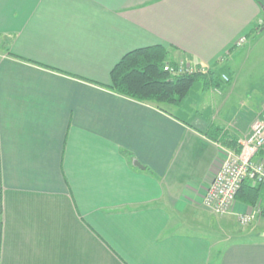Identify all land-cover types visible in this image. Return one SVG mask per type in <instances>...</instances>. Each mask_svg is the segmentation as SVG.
Masks as SVG:
<instances>
[{
    "label": "crops",
    "instance_id": "1",
    "mask_svg": "<svg viewBox=\"0 0 264 264\" xmlns=\"http://www.w3.org/2000/svg\"><path fill=\"white\" fill-rule=\"evenodd\" d=\"M263 10L264 0H0V264H264V218L237 219L264 205V184L223 215L202 202L229 152L221 142L250 133L255 97L216 103L243 63L264 61V23L253 32ZM153 45L188 68L218 63L230 90L197 88L167 111L107 87L124 54ZM252 160L264 163V147Z\"/></svg>",
    "mask_w": 264,
    "mask_h": 264
},
{
    "label": "trees",
    "instance_id": "2",
    "mask_svg": "<svg viewBox=\"0 0 264 264\" xmlns=\"http://www.w3.org/2000/svg\"><path fill=\"white\" fill-rule=\"evenodd\" d=\"M258 28L255 26L253 32ZM221 75L218 63L204 69L199 65L188 68L172 61L168 48L153 45L124 54L111 69L110 84L107 87L118 95L138 102L151 103L158 107L164 103L181 106L195 94L197 88H220L223 81ZM221 145L231 149L233 153L241 150L236 138L226 137ZM257 184L262 183L244 179L236 198L254 204L256 196L251 191L256 189Z\"/></svg>",
    "mask_w": 264,
    "mask_h": 264
},
{
    "label": "built area",
    "instance_id": "3",
    "mask_svg": "<svg viewBox=\"0 0 264 264\" xmlns=\"http://www.w3.org/2000/svg\"><path fill=\"white\" fill-rule=\"evenodd\" d=\"M245 40V36H242L237 44L241 45ZM222 79L228 80L225 75H222ZM238 143L241 145L240 152L229 151L210 180L203 196V205L218 215L230 212L231 205L244 179L264 184V163L252 160V156L264 147V120H256L251 126L250 133L240 138ZM258 218H264V205L260 203L253 205L250 211L237 216L242 225L249 224Z\"/></svg>",
    "mask_w": 264,
    "mask_h": 264
},
{
    "label": "rangeland",
    "instance_id": "4",
    "mask_svg": "<svg viewBox=\"0 0 264 264\" xmlns=\"http://www.w3.org/2000/svg\"><path fill=\"white\" fill-rule=\"evenodd\" d=\"M263 12H264V10H263ZM262 22L264 23V13L260 17V19L257 21L256 26L257 27L262 26L263 25ZM256 34H257V36L255 37L256 40L258 42H264V33H261L260 32V33H256ZM250 40H252V38H249V41ZM261 50H264V48L262 47ZM237 51H238V49H236L234 51V54H236ZM258 56H260V55H258ZM234 60L235 59H232L231 60L232 64L235 63V62H233ZM225 67H228V66H225ZM230 71H231V69H230ZM236 79H237V89L227 99L226 104H223L224 100H223V102H220L221 101L220 100L216 104L220 105L222 103L221 106L223 108H225V109H228V108H230V106H233V105H236V107H237V104H239L240 99H244V100L247 101V100H250L251 98H254L255 97L253 99V101H249L246 104V106L247 105L250 106V108H252V110H253L252 112H254V115L251 117V122H250L251 125L249 127L250 128L249 131H250L252 124L256 120H258V119H260V120L263 119L264 120V61H261V63H258V62H256L254 56H252V58H250L248 61H246L245 63L242 64L240 72L238 73V75H236L234 77V80L233 81H235ZM230 86L231 85H230L229 82H226V81L223 80V81H221V87L220 88L213 89V93L214 94L215 93H220L219 91H221L223 93V95H224L225 93H227L230 90ZM199 93H200V91L199 92L198 91L197 92L195 91V94L198 95ZM215 96H216V94H215ZM190 102H192V104H194V101H190ZM204 102L206 104V101L205 100H204ZM188 104L191 105L190 103H188ZM167 105L168 104L164 103V104H161L160 106L163 109H166L167 111H170L167 108ZM218 105H217V107H219ZM224 105H227V106L224 107ZM249 109H246V110L248 111ZM190 110L191 109L189 108L188 109V114H189V112H191ZM210 111H212V108H210ZM237 112H239V110H236V113ZM181 113H182V111H181ZM220 114L223 115L222 113H220ZM242 138H244V137H242ZM223 149L225 151L226 150L231 151V149H228L225 146H223ZM226 156L227 155L224 154V158Z\"/></svg>",
    "mask_w": 264,
    "mask_h": 264
}]
</instances>
